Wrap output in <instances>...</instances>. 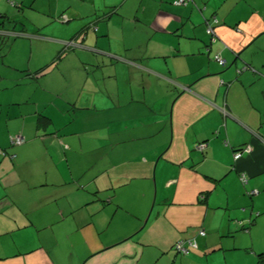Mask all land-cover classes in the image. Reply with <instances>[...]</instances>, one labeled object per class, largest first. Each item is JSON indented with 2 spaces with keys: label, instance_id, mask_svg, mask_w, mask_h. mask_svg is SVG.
<instances>
[{
  "label": "crops",
  "instance_id": "obj_1",
  "mask_svg": "<svg viewBox=\"0 0 264 264\" xmlns=\"http://www.w3.org/2000/svg\"><path fill=\"white\" fill-rule=\"evenodd\" d=\"M176 1L0 0V264L264 254V0Z\"/></svg>",
  "mask_w": 264,
  "mask_h": 264
},
{
  "label": "built area",
  "instance_id": "obj_2",
  "mask_svg": "<svg viewBox=\"0 0 264 264\" xmlns=\"http://www.w3.org/2000/svg\"><path fill=\"white\" fill-rule=\"evenodd\" d=\"M188 1H190V0H178L175 2V4L180 5V6L186 5ZM61 20L66 21L67 18L63 16ZM214 22H216V20H214ZM206 32L208 35H213V27L208 23H207V31ZM69 45H72V43H69ZM214 60H215V62H217L222 67L226 65V61L222 57H220L219 55H215ZM243 69H246V67H244ZM23 143H24V139L20 135L13 136L11 138V145L12 146H19ZM204 147H205V145L202 144V145L198 146V149L202 150ZM248 152H249V148H245L242 152H236L233 155V159L238 160L242 156V154L248 153ZM0 154H1V156L5 155V153L2 151L0 152ZM241 177H242L241 180L243 182H246L245 176L242 175ZM197 235L200 237H204L205 236L204 230H199ZM196 248H197V242L195 239L181 240V241L176 242L174 245V250L176 251V253L181 254V255H188L190 250H193Z\"/></svg>",
  "mask_w": 264,
  "mask_h": 264
},
{
  "label": "rangeland",
  "instance_id": "obj_3",
  "mask_svg": "<svg viewBox=\"0 0 264 264\" xmlns=\"http://www.w3.org/2000/svg\"><path fill=\"white\" fill-rule=\"evenodd\" d=\"M18 23L20 24V26H26V28H29V25H27L25 22H24V20H19L18 21ZM241 234H244V232H241ZM245 234H247V233H245ZM264 234H262V233H260V238H264V236H263ZM262 236V237H261ZM258 242H256L255 243V246H257V245H259V244H257ZM257 250L259 249V248H256ZM262 249H264V248H262ZM240 252V254H242L244 251H239ZM248 253L250 254V251L248 250ZM248 255V254H247ZM260 254H257L256 256V258L254 259H252L255 263L254 264H257V262H258V260H259V258H260V260L263 258V256H259ZM263 260H264V258H263ZM250 262H251V259H250ZM245 263V261L244 260H236V261H233V264H244ZM262 264H264V261H263V263Z\"/></svg>",
  "mask_w": 264,
  "mask_h": 264
},
{
  "label": "trees",
  "instance_id": "obj_4",
  "mask_svg": "<svg viewBox=\"0 0 264 264\" xmlns=\"http://www.w3.org/2000/svg\"><path fill=\"white\" fill-rule=\"evenodd\" d=\"M243 68H244V67H243ZM243 68L240 69L237 73H241V71L244 70ZM246 68H247V67H246ZM41 119H42V120H45L44 117H41ZM200 145H202V144H200ZM241 176H242V175H241ZM241 176L239 177L240 182H241L242 184H245L246 182H243V181L241 180V178H242ZM245 178H246V180H247V177H246V176H245ZM256 194H257V192L255 191L254 194H251V193H250L249 195L252 196V195H256ZM241 225H242V224L240 223L239 226H241ZM240 229H241L242 232H244V233H248V227H247V228H245V227H241ZM204 232H205V231H204ZM205 235H206V233H205ZM199 237H200V236H199ZM204 237H205V236H204ZM260 256H263V258H264V254H263V255H260ZM263 258H262L261 260H260V258H259V260H258V264H262V263H263V261H264Z\"/></svg>",
  "mask_w": 264,
  "mask_h": 264
},
{
  "label": "water",
  "instance_id": "obj_5",
  "mask_svg": "<svg viewBox=\"0 0 264 264\" xmlns=\"http://www.w3.org/2000/svg\"><path fill=\"white\" fill-rule=\"evenodd\" d=\"M9 22V21H8Z\"/></svg>",
  "mask_w": 264,
  "mask_h": 264
}]
</instances>
